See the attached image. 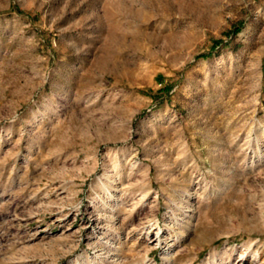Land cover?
Returning <instances> with one entry per match:
<instances>
[{
	"label": "rangeland",
	"instance_id": "1",
	"mask_svg": "<svg viewBox=\"0 0 264 264\" xmlns=\"http://www.w3.org/2000/svg\"><path fill=\"white\" fill-rule=\"evenodd\" d=\"M242 257L264 262V0H0V264Z\"/></svg>",
	"mask_w": 264,
	"mask_h": 264
},
{
	"label": "bare ground",
	"instance_id": "2",
	"mask_svg": "<svg viewBox=\"0 0 264 264\" xmlns=\"http://www.w3.org/2000/svg\"><path fill=\"white\" fill-rule=\"evenodd\" d=\"M158 233H156V235L154 236V237H152V239H151V243H153V244H155L157 241H159V239H158V235H157ZM247 260V258H245V257H242V259H241V261H240V263L239 264H245V261ZM256 263V262H255ZM264 263V262H263ZM262 263V264H263ZM257 264H261V262H258Z\"/></svg>",
	"mask_w": 264,
	"mask_h": 264
}]
</instances>
